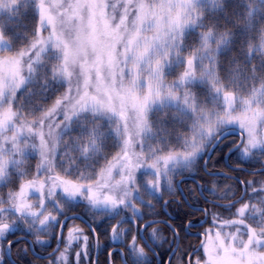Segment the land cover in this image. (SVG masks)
Here are the masks:
<instances>
[{
  "label": "snow or ice",
  "instance_id": "obj_1",
  "mask_svg": "<svg viewBox=\"0 0 264 264\" xmlns=\"http://www.w3.org/2000/svg\"><path fill=\"white\" fill-rule=\"evenodd\" d=\"M0 264H264V0H0Z\"/></svg>",
  "mask_w": 264,
  "mask_h": 264
},
{
  "label": "flooded vegetation",
  "instance_id": "obj_2",
  "mask_svg": "<svg viewBox=\"0 0 264 264\" xmlns=\"http://www.w3.org/2000/svg\"><path fill=\"white\" fill-rule=\"evenodd\" d=\"M192 242L195 243V238L194 237L192 238Z\"/></svg>",
  "mask_w": 264,
  "mask_h": 264
},
{
  "label": "trees",
  "instance_id": "obj_3",
  "mask_svg": "<svg viewBox=\"0 0 264 264\" xmlns=\"http://www.w3.org/2000/svg\"><path fill=\"white\" fill-rule=\"evenodd\" d=\"M79 223V222H78Z\"/></svg>",
  "mask_w": 264,
  "mask_h": 264
}]
</instances>
